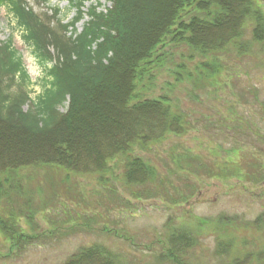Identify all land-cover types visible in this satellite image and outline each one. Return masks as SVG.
<instances>
[{"label": "rangeland", "instance_id": "rangeland-1", "mask_svg": "<svg viewBox=\"0 0 264 264\" xmlns=\"http://www.w3.org/2000/svg\"><path fill=\"white\" fill-rule=\"evenodd\" d=\"M25 1L39 16L59 9L63 24L76 17L70 0ZM254 2L264 14V0ZM101 4L104 11L112 6L106 0ZM194 16L208 18L195 6L183 13L185 21ZM88 20L78 23V32ZM43 24L36 18L35 30L43 31ZM254 26L251 21L245 26L242 42L252 43L246 55L233 45L201 55L170 36L146 66L137 100L166 98L187 123L186 134L170 135L147 150L136 147L129 155L158 170L151 183H127L129 156L116 158L103 174L51 165L6 173L0 218L14 232L6 235L0 224V264H66L96 245L124 264H159L169 236L180 229L198 239L188 264H231L237 253L264 252V179L258 175L263 181L252 183L244 178L250 170L256 175L264 169V44L253 41ZM25 34L11 11L0 6V46L10 41L30 76L29 83L18 79L12 93L24 91L35 102L49 84L53 63L41 59ZM51 51L58 55L56 48ZM209 63L219 64V73H204ZM234 144L243 153L233 157L243 179L223 172ZM245 155L251 169L243 164ZM229 241L234 255L217 256L219 244Z\"/></svg>", "mask_w": 264, "mask_h": 264}, {"label": "trees", "instance_id": "trees-1", "mask_svg": "<svg viewBox=\"0 0 264 264\" xmlns=\"http://www.w3.org/2000/svg\"><path fill=\"white\" fill-rule=\"evenodd\" d=\"M106 1L112 6L104 11L101 0H70L76 17L63 24L59 9L39 16L25 0H0V6L9 9L26 31L25 40L43 61L53 63L47 88L37 101L30 102L26 92L12 93L18 79L30 82L22 58L10 41L0 46V189L3 176L21 168L51 165L78 174H103L112 161L129 156L136 147L147 150L170 135L186 134L183 115L174 111L168 99L137 100L138 82L148 72L146 66L170 36L201 55L221 53L232 45L246 55L252 43L242 40L251 21L255 23L253 41L264 44V14L254 0ZM87 4L90 7L85 12ZM192 6L208 18L194 16L185 21L183 13ZM86 16L89 20L78 32L77 25ZM39 17L43 31L34 28ZM52 48L58 55H52ZM204 67L208 76L220 71L219 64ZM239 148L231 147L223 172L233 171L243 179L234 169L233 157L243 154ZM243 164L251 169L248 157ZM157 175L158 170L142 158L129 156L125 174L129 185H147ZM258 175L264 179L263 168L256 175L248 171L244 178L261 183ZM0 224L6 235L14 232L2 218ZM197 243L190 230L173 231L157 263L188 264ZM234 247L231 241L221 242L216 255L233 256ZM255 260H264V252L237 253L231 264H253ZM66 264L124 263L96 245L81 250Z\"/></svg>", "mask_w": 264, "mask_h": 264}]
</instances>
